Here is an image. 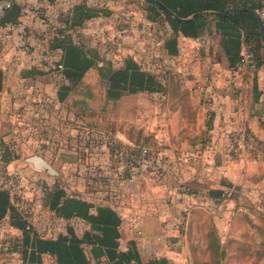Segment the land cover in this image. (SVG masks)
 I'll return each instance as SVG.
<instances>
[{"label": "rangeland", "instance_id": "rangeland-1", "mask_svg": "<svg viewBox=\"0 0 264 264\" xmlns=\"http://www.w3.org/2000/svg\"><path fill=\"white\" fill-rule=\"evenodd\" d=\"M135 6L136 8H140L136 3ZM136 8L131 7L133 12L137 13ZM137 23L139 24L140 22L137 21ZM134 29L138 32L136 26ZM137 32L136 36H131L129 38L131 43H126L125 46L132 49L134 45L140 44L144 47L146 51L145 53L132 52L131 54L145 68L150 69V71L156 75H162L166 86V94L164 96L139 93L124 95L117 100H107L106 84L100 79L97 70L92 69L86 74L84 80L73 89L63 104L51 103L49 105H43L37 104V102L31 103L30 100L25 101L21 99V96L14 99L8 98L3 100V102L0 103V127H23L22 122H27L29 127H47L48 122L51 127H82L83 145H89L92 141H104L108 139L109 136H113V130L118 129L123 133L129 132V136L133 139L147 140L149 142L148 146L151 147V149L156 150L157 148L160 152L165 153L163 154L165 161H169L170 165V162H176L174 156H176L177 153L183 154V157L187 158V153H184L187 152V147L181 149V151L176 150L177 145H175L176 143L174 141L176 136H172L173 129H171V127H176V129L177 127H184L185 125V127H199L198 124H200V127H207L209 113L198 114L197 112V110H199L198 107H201L206 111L207 108L203 106V103H208V96H206V94L204 95L205 85L202 80L206 73V71L204 72L203 70V63L200 62L198 64L197 61H195V63L192 64V67L190 69L188 68L190 74H187L185 68H187L189 65L188 63H190L189 58L185 61L180 60L178 62H169L168 57L159 54V48L155 43L151 44L149 40L147 42V33L145 30L141 32L139 31L140 33ZM85 37L89 40L88 36ZM118 58H115V63H118L117 61L122 59V57ZM20 71L21 73L19 74L26 75L28 69H22ZM197 89H203L204 91L199 94ZM218 91L219 89L215 88L214 92L216 93V96L213 98V104H215L222 112H224L223 106H227L225 116L220 117L218 123L214 122L213 126L225 128L234 127L237 118L230 102L232 99H228L229 103L225 104L227 99L225 96L218 93ZM29 110L41 112H47L50 110V112H47L49 114L48 117L40 116V118H35L30 112H28ZM179 111L185 112L187 115L183 114L181 116L177 114ZM17 113L21 114L19 121L16 117ZM182 120L186 122L184 123V126L181 124ZM37 134H35L33 139L38 137ZM123 136H119V139L123 140ZM43 148L44 149L42 150L45 154L49 152L47 144L44 145ZM22 150L24 151L23 155L26 157L30 156L28 161L12 165L15 169L26 171V173L24 172L26 174L25 182L15 183L17 195H15L13 199L20 209L23 211L28 209L30 213L28 214V217L35 219L37 221L36 225L38 226L47 223L53 226L56 225L59 226L61 232L65 233V227L67 224L57 223V225L53 216L44 213L41 208L38 207V201L42 199V195L30 189L29 185L32 180L36 183L39 182L38 186L40 187H50L55 182H58L68 194H78L79 197L84 199L87 198L89 201L97 204L104 203L99 199L100 197H96L95 195H98L99 193H111L112 189L116 188L115 184L117 182L121 183L122 187L125 185V181H112L80 175L81 171V173H84L91 170H98L97 164L95 165V162L91 160L92 158H95L93 156L94 153L91 154L92 157H90L87 152H82V163L79 162L77 164L69 161L65 165L61 164L60 161L52 163L49 161L50 163H48L46 162V156L43 155V152L42 155L38 154L34 152V149H29L25 145L23 148L21 147V151ZM97 156H100V154L98 153ZM180 156L182 157V155ZM86 157L88 158L86 159ZM233 160H235V158ZM203 163L207 172H210L209 168L213 171V164L206 161ZM178 164L181 165L180 167L178 166V169L187 170V160L184 163L178 162ZM175 166H177V164L172 165V167ZM199 169H201V167ZM45 171L49 172L50 176L43 173ZM32 172L37 176L34 177ZM56 174L58 176H54ZM172 176L171 174L164 175L159 185L155 181L157 178L155 174H147L144 180L135 181L134 183L138 185L140 191L137 190L131 194V199H133L134 203L133 206L135 207H128V210L125 209V211H123V223L127 222L125 219L133 209H137L138 213H141L142 210L146 209L144 213H141L144 215L150 213V211H155L156 208L164 211L167 208L174 209L177 204H180L179 206L188 208L189 214H192L194 211L196 212L195 217L197 221L202 223V227L192 229L186 220V227L182 234H179L180 236L178 234H175L174 236L173 234L171 239H179L182 237L184 240L182 241L183 244L181 242V245L185 247L187 246V241L197 235L203 237L206 236L211 239L218 236L227 237L229 235L230 237L234 234L243 235L252 243L242 245L243 248L240 249L244 255L241 260L233 263L264 264V212L256 210L255 213H250L248 208L247 212H239L238 214L242 215L237 218L240 223H243V226L241 225L237 227V229L232 232L229 228L232 214H227L223 219L222 216L220 217L219 215L222 213V210L219 212L209 211L211 204H209V200L203 194H198L199 197L198 200H196V204L187 201L186 196L193 191V185L188 184L187 176L184 178L185 180L176 179L175 176V178ZM197 185H201V187L199 186L197 188L199 192L203 193L206 188L209 189V185L204 181L199 180ZM210 187H212V185H210ZM250 195L253 196L251 199H255L256 195H254V193ZM128 199H130V197ZM235 199H237V197H235ZM247 199L248 198L243 197V202L241 201V203H245ZM234 200H228L226 203H230V201ZM261 200V197H257V201ZM111 202L113 205L115 204L114 201ZM149 204L155 209L148 208ZM155 214L157 213L152 214V216ZM156 218H159V216L157 215ZM150 221H147V223ZM129 227L130 225L128 222L125 224L124 228L121 227V244L124 243L125 239H129L130 237ZM74 229L78 235L84 231L82 225H76ZM0 233L3 235L2 240L0 241L1 246H3L0 247V264L19 263V257H17L16 254H11L9 249L11 248L12 243H15L17 239L19 240L20 233L14 230L9 231L4 224L0 226ZM159 235H161V230ZM212 252L214 253L213 258L211 259L212 264H228V261L219 258V250H217L215 244L212 245ZM147 256H150V254ZM42 264L55 263L52 259L46 256L43 258Z\"/></svg>", "mask_w": 264, "mask_h": 264}, {"label": "trees", "instance_id": "trees-1", "mask_svg": "<svg viewBox=\"0 0 264 264\" xmlns=\"http://www.w3.org/2000/svg\"><path fill=\"white\" fill-rule=\"evenodd\" d=\"M134 1L141 3V9L149 22H159L167 26L168 31L162 45V54L165 57L178 56L181 38L196 40L207 37L211 41L216 39L220 49L215 55L210 47L207 58L217 60L216 62L221 64L223 57L227 71L238 68L243 48L253 53L257 68H264V40L261 38L256 19L246 11L229 12L230 9L246 8L258 14V11L264 8V0H154L163 9L146 0ZM225 12L228 14L216 15ZM23 14V6L13 2L0 16V27L15 25ZM110 15L106 8L80 3L57 18L50 49L60 53L62 65L59 73L61 78L55 85L58 103H65L73 89L92 69L97 70L100 79L106 84L107 100H117L128 94H166V86L159 80V76L143 70L131 56L123 57L117 67L106 59L103 51L85 42L80 31L91 21L109 18ZM262 23L264 27V19ZM1 47L0 43V51ZM204 60L202 63L206 66ZM3 87L4 72L0 68V93ZM211 123L212 116L205 132L210 131ZM112 133L124 135L128 142L136 146L149 145L147 140L131 138L129 132L123 133L115 129ZM242 135L251 138L252 146L262 152V143L253 138L248 128H245ZM0 151L4 165L15 160L16 153L10 143L6 144L0 140ZM225 191L230 194L223 200L221 194ZM237 191L235 187L210 190L208 200L218 207L228 200H234ZM191 194H194L193 191ZM195 197L199 196L195 193ZM261 198L257 205L263 210L257 211L264 212V197L261 195ZM102 202L104 204L95 205L78 194H68L60 183L55 182L42 196V208L52 213L56 219L65 222L81 220L88 229L78 235L73 227L67 226L65 234H60L55 239H44L35 232L26 230L28 213L16 205L9 192L0 189V222L5 221L9 228L20 233L19 240L12 243L9 252L16 254L27 264H42L46 256L55 264H169L165 257L143 256L134 241H129L124 251L120 250L122 219L108 203ZM248 209L252 213V209ZM0 247L3 246L0 244Z\"/></svg>", "mask_w": 264, "mask_h": 264}, {"label": "crops", "instance_id": "crops-1", "mask_svg": "<svg viewBox=\"0 0 264 264\" xmlns=\"http://www.w3.org/2000/svg\"><path fill=\"white\" fill-rule=\"evenodd\" d=\"M28 1V6L33 8H35L38 2V0ZM53 12V7L44 6L42 9V13H44L49 19L52 18ZM19 23H22L25 27V31L23 33H21L18 29H13L8 35H3V40H1L2 47L0 51V68L5 73V78L3 91L0 93V103L10 97L15 98L16 95L21 92L19 89V83L15 76L11 74L10 76H6V69L11 71L12 68L17 70L20 68H29L34 61L41 59L34 56L19 55L17 51L15 52L13 50L14 46L17 47L21 41H25L29 42L31 45L41 48L43 41H48L49 34L46 32L44 33V27L40 26L37 20L33 17L32 13H29V11L24 12L23 16L19 19ZM199 39L191 40L181 38L179 40V53H184L187 57H189L197 50L198 52L200 51L199 54L201 62L205 59L204 61L207 63L206 66L203 63V70L204 72L206 71L202 79L204 81L205 91H209L210 89L215 90V88H218V93L225 96L227 99L225 104H228V99L231 98L232 100L230 99V102L234 108L233 110L235 111L234 113L237 121H235L234 127H226L227 129L225 127H214V122L218 123L220 117L225 116L227 105L223 106L224 112H222L215 104H213L212 101L206 111L201 107H198L199 110H197L198 114L208 112L209 118L212 116V127L210 131H207V133L204 131L206 130L204 129L205 127H200V124H198L199 127H185L186 125L184 126V123L186 122L183 120L181 124H183L184 127H177V129L176 127H171V129H173L172 136H176V139H173L176 143L175 145H177L176 150L181 151V149H185L186 147L188 149L186 150L187 152H184L187 153V158H184L183 154L180 153H177V155L174 156V160H176V162L170 163L177 164V166L171 169V174L173 175L172 177L175 176L177 179H184L187 176L188 184L193 185L192 190L194 194L187 195L186 200L193 204H196V200H198V198L195 197V193L196 195L203 194L208 199L209 190L225 189L226 187L237 188L238 191L236 195L238 198L234 201H230V203H224L217 210V212L222 210V213L219 215L220 217L222 216L223 219L227 214H232V220L229 228L233 232L237 229V227L241 225L243 226V223H240L237 218L242 215L238 214L239 212H247V208L252 209L253 213L256 212L255 210H263L259 207V205H257L260 203V201H257V197L259 198L261 195L264 197V68L260 67L253 72H246L243 75L244 79L242 81L240 80V92L238 95L235 96L228 94L225 91V86L230 74L233 71L226 70V63L223 61V57L221 59V64L216 62L217 60L212 61L207 58V53L209 52L210 47L212 48L213 54L216 55L220 52L218 41L216 39H213V41L208 40L206 45H203V47L200 46ZM30 74L36 86H39L43 91L50 94L53 97V100H56V86L50 75L43 71H34ZM177 114L181 116L183 114L187 115V113L181 111ZM16 117L19 121L21 114L17 113ZM22 123L23 127H0V140L6 144L10 143L13 151L16 153V158L10 163V167L29 160L28 158L30 155L26 157L23 155L24 151H21V147L23 148L24 145L29 149H34V152L38 154L42 155L43 152V155L46 156V162L48 163H50L49 161H51L50 159L53 157L57 158L58 162L60 161L61 164L65 165L69 161L77 164L79 162L82 163V152H87V154L92 157L91 154L93 153H90L86 147H82L80 130L82 127L65 126L63 129L60 128V130H63L64 134L55 141H62V143L54 146L53 142L50 140L45 141V139L40 137L35 139L30 137L35 132L38 134L41 133V127H29L27 122ZM246 125L249 127H245ZM49 126L51 127L48 122L47 127ZM51 128H47L43 135L47 136V131ZM245 128L249 129V132L254 139L262 143L260 146L262 152H259L255 158L246 155L235 160L229 159L227 155V136L231 135L241 138ZM119 136L122 137L123 135L119 134ZM122 139L123 141H128L124 136ZM46 144H49L47 145L49 152L45 154L42 149H44L43 146ZM53 149H56V151H53L54 154L52 152ZM180 155H182V157ZM87 158L88 157H86V159ZM91 160H93V158ZM186 160L187 170L178 169V166H181L178 162L184 163ZM205 161L213 164V171L209 168L210 172H207L203 163ZM167 162L165 160L163 161L164 164ZM199 166L201 169H199ZM43 173L50 176L49 172L45 171ZM199 180L204 181L209 185V189L206 188L203 193L197 190L199 186L201 187V185H197ZM210 185H212V187H210ZM126 192L127 191H124V193ZM252 193L256 195L255 199H251L253 196L250 194ZM243 197L248 198L245 202L247 204L241 203ZM179 205L176 208L181 209L182 207ZM148 208L155 209L150 204ZM145 210H142L141 213H144ZM161 212V210L156 208L155 211H150V213L144 214L145 220L141 228V235H136L133 230L130 229V237L129 239H125L123 244H120V250L124 251L127 243L129 241H134L143 256L150 254L152 256L165 257L169 264H212L211 259L214 254L212 252V245L215 244L217 250H219V258L225 259L228 261V264H237L233 262L241 260L244 255L240 249L243 248L242 245L252 243L249 242L248 238L245 236L238 234H234L230 237L229 235L227 237L218 236L214 239L197 235L190 238L186 243L187 246L185 247L181 245V242L184 240L182 237L179 239H170V241L174 243V248H167L164 244L157 241V239L162 236L159 235V233L161 230L162 234V222L165 217L156 218L155 215L152 216L154 213ZM163 212L165 213L166 218H169L168 221L173 219L174 212L169 208ZM195 215V211L192 214H189L188 211L186 217L187 223H189L192 229L202 227V223L197 221ZM149 219L152 220L150 221ZM147 221L150 222L147 223ZM124 227L125 225L122 228Z\"/></svg>", "mask_w": 264, "mask_h": 264}, {"label": "built area", "instance_id": "built-area-1", "mask_svg": "<svg viewBox=\"0 0 264 264\" xmlns=\"http://www.w3.org/2000/svg\"><path fill=\"white\" fill-rule=\"evenodd\" d=\"M13 2H16L23 6L24 12L29 11V13H32L33 17L37 20V22L40 24V26L44 27V33H48V41H43L41 44V48L36 47L34 45H31L29 42L21 41L17 45V47L14 46L13 50L22 56H34L36 58H41L39 60H36L33 62V64L29 68H20L19 70L12 68L11 71L9 69H6V76L14 75L19 83V89L21 90L20 94H17L15 98L20 97L21 99L27 101L30 100L31 103L37 104H43V105H49L51 103H58L56 100H53V97L43 91L39 86H36L33 78L31 77L30 72H39L43 71L50 75L53 82L56 85V82L60 80V71L62 70V65L60 64V53L58 51H54L50 49V43L54 35V26L56 25L57 18L59 15L66 13L69 11L74 5L85 3L91 7L96 8H106L109 10L111 15L109 18H100L95 21H91L88 23L87 27L80 31L82 37L85 39V42H87L90 46L103 51L105 53L106 59L110 60L115 66H119L121 64V60L117 61L118 63H115V58L125 57V56H131L136 62L139 63L141 68L143 70H146L148 72L153 73L150 71V69L145 68L139 61L135 59V57L131 54L132 52L136 53H145L144 47H142L140 44L134 45V47L131 49L128 46L126 47V43H131V40L129 39L131 36H136V30L134 27L136 26L138 28V32L140 31H146L147 33V42L151 44H156V46L159 48V54H162V45L163 40L165 38L166 32L168 31V28L166 25H162L159 22H149L145 17V12L143 9H141V3H138L137 1L132 0H38L37 5L35 8L28 6V0H2L0 2V9L4 8L5 10L9 9ZM135 3L140 6V8H136ZM44 6H49L54 8V12L52 13V18L49 19L47 16L42 13V9ZM131 7L136 8L137 13L133 12ZM141 9V10H139ZM118 10V11H115ZM258 16L261 19H264V8L260 9L258 11ZM140 22L139 24L137 23ZM13 29H18L23 33L25 31V27L22 23H16L15 25H6L4 27H0V43L3 40V35H8ZM105 32V33H104ZM137 32V33H138ZM139 32V33H140ZM88 34V35H86ZM132 34V35H131ZM88 36L89 40L87 39ZM209 39L207 37H203L199 39L200 46H205ZM203 46V47H204ZM200 51L198 50L191 54L189 57L186 56L184 53H179L177 57H168L169 62H178V61H185L186 59H190L188 63V67L185 68V72L187 74H190L188 71V68L190 69L192 67V64L197 61L199 64L201 62L200 59ZM15 57V56H14ZM118 58V59H119ZM117 59V60H118ZM22 69H28L26 71V75L19 74L21 73L20 70ZM257 69L256 61L254 58V55L251 51H249L247 48H243L240 54V60H239V66L236 70H234L226 83L225 91L228 94L237 96L240 92V80L242 81L243 75L246 72H253ZM155 74V73H154ZM159 80L164 84V78L162 75H158ZM5 78V73H4ZM199 94L203 93V89H197ZM208 96V103H203V106L205 108H208L209 104L213 101L214 96H216V93L214 92V89H210L209 91H205L204 95ZM212 95V96H211ZM11 98V97H10ZM14 99V98H12ZM33 117L40 118L42 117H48V113L50 112H41V111H31L29 110ZM245 127H249L246 125ZM42 131L41 133L37 134L36 132L30 136L33 138L35 134H37L38 137L36 138H42L45 139V141H52L54 146L56 144L62 143V141L56 142V139H59L61 136H63L64 127H41ZM47 128H51L47 131L48 135L44 136L43 134L46 132ZM81 130V139L82 138V132L83 128ZM60 135V137H59ZM28 137V136H27ZM93 138V135H92ZM227 155L229 159H238L242 156H250L254 157L259 154V151L256 150L255 146L253 147L251 142V138H246L244 135L241 136V138H233L231 135L227 136ZM43 145V144H42ZM49 145V144H47ZM82 147H86V149L90 153H94V159L95 165L97 164L98 170L95 171H88L81 173L80 175H83L84 177H93L98 179H107L112 181H125V185L122 188L121 183H116V188L112 189L111 193H99L98 195H95L96 197H100L102 201H105L108 203L121 217L122 219V227L127 222L130 225V229L135 232L136 235H141V228L143 225V222L145 220V215L138 213L137 209H133L129 212V216L125 219L127 222L123 223L124 217L122 216L123 211L125 209H129L128 207H135L133 206V199L132 195L135 191L139 190L138 185H136L134 182L138 180H144L145 176L147 174H155L157 176L156 183L158 185L161 183L162 178L164 175L171 174V165L169 162L166 164L163 163L165 160V157L162 152L159 150H153L151 147L148 146H136L128 141H123L119 139V134H113V136H109L108 139L104 141H92L89 145H83L82 141ZM53 151H56V149H53ZM1 153V151H0ZM97 153V154H96ZM98 153L100 156H97ZM54 154V152H53ZM102 156V157H101ZM52 162H57V158L53 157L50 159ZM11 164L4 165L1 161V155H0V189L6 190L10 193L11 197H14L17 195V189H15V183H23L25 182V173L26 171H22L19 169H15L13 167H10ZM25 172V173H24ZM32 174L35 176V173L32 172ZM54 176H58L57 174ZM172 176V174H171ZM40 179V178H39ZM177 179V178H176ZM42 183V182H41ZM39 182L31 181L30 183V189L34 192H37L38 194H41L42 196L47 192L48 187L45 186H38ZM124 191H127L124 193ZM36 193V194H37ZM130 194V195H129ZM230 194L229 191H225L221 194V198L224 200L226 199L227 195ZM190 195V194H189ZM130 197V199H128ZM187 197V196H186ZM84 199V198H83ZM87 200V199H84ZM89 201V200H87ZM111 201H114V205ZM38 207L41 208V210L48 214L53 216L52 213L47 211L46 209L42 208V199L38 201ZM91 202V201H89ZM94 203V202H91ZM95 205L97 203H94ZM210 208L209 211L216 212L222 205L220 206H214L210 200H209ZM178 204L170 210L174 212V217L171 221H168L169 218H166L165 213L162 211L161 213L155 214V216L159 217H165L163 218L164 221L163 224V230H162V236H160L157 241L164 244L167 248H174V243L170 241L173 234H182L183 230L186 227V216L188 213V208H176ZM190 207V206H189ZM217 209V210H216ZM25 212L30 214L28 209H25ZM54 217V216H53ZM57 223H63L67 224V226L75 228L76 225H82L84 227V230L88 229L87 225L81 221V220H71L68 222L56 219ZM128 219V220H127ZM36 220L28 218L27 219V225L26 230L35 232L37 235H39L41 238L44 239H55L60 234H65L59 230V226L51 225V224H44L42 226L36 225ZM4 224L6 225V228L10 231L11 228L8 227L7 223L5 221L0 222V226ZM58 225V224H57ZM56 227V228H55ZM65 227V232H66ZM75 230V229H74ZM179 235V236H180ZM2 233H0V241L2 240ZM14 254V253H12ZM20 259V258H19ZM17 264H27L23 262L21 259L19 263Z\"/></svg>", "mask_w": 264, "mask_h": 264}, {"label": "water", "instance_id": "water-1", "mask_svg": "<svg viewBox=\"0 0 264 264\" xmlns=\"http://www.w3.org/2000/svg\"><path fill=\"white\" fill-rule=\"evenodd\" d=\"M154 5H157L160 9H163V7L156 1L154 0H146ZM237 11H246V12H249L253 15V17L256 19L258 25H259V29H260V35H261V38L264 40V27H263V23H262V19L258 16L257 13H255L254 11L250 10V9H230L229 12L233 13V12H237ZM5 12V9L4 8H1L0 9V16ZM228 14V12H225V13H222V14H216L217 16H224Z\"/></svg>", "mask_w": 264, "mask_h": 264}]
</instances>
